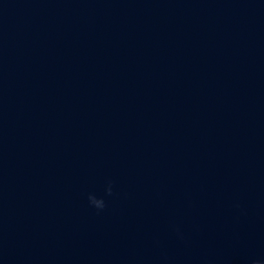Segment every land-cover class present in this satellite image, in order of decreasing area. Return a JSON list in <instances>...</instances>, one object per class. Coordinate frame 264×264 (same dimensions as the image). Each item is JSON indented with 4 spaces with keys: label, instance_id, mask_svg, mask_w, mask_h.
Segmentation results:
<instances>
[{
    "label": "water",
    "instance_id": "obj_1",
    "mask_svg": "<svg viewBox=\"0 0 264 264\" xmlns=\"http://www.w3.org/2000/svg\"><path fill=\"white\" fill-rule=\"evenodd\" d=\"M261 257L264 0H0V264Z\"/></svg>",
    "mask_w": 264,
    "mask_h": 264
},
{
    "label": "clouds",
    "instance_id": "obj_2",
    "mask_svg": "<svg viewBox=\"0 0 264 264\" xmlns=\"http://www.w3.org/2000/svg\"><path fill=\"white\" fill-rule=\"evenodd\" d=\"M104 193L106 196H111L113 194V181L111 179H106L104 182ZM87 204L90 208L101 212L106 208V200L102 196H98L93 192H89L86 195ZM177 235H180L177 232ZM249 264H264V257L261 258H251Z\"/></svg>",
    "mask_w": 264,
    "mask_h": 264
}]
</instances>
